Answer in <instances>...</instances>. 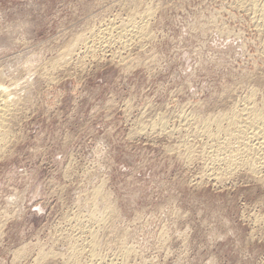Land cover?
Segmentation results:
<instances>
[{"label": "rangeland", "instance_id": "1", "mask_svg": "<svg viewBox=\"0 0 264 264\" xmlns=\"http://www.w3.org/2000/svg\"><path fill=\"white\" fill-rule=\"evenodd\" d=\"M252 3L264 7L0 0V85L19 99L0 149V264H264V149L252 171L224 152L212 165L199 124L248 99L264 115V9ZM132 10L146 37L117 34Z\"/></svg>", "mask_w": 264, "mask_h": 264}, {"label": "bare ground", "instance_id": "2", "mask_svg": "<svg viewBox=\"0 0 264 264\" xmlns=\"http://www.w3.org/2000/svg\"><path fill=\"white\" fill-rule=\"evenodd\" d=\"M257 2V1H256ZM260 4H258V3H252V5H251V8H253V9H257V10H259V9H264V7H262V5L261 6H259ZM241 6V5H240ZM142 7V6H141ZM245 7V6H244ZM136 10V9H135ZM251 11V10H250ZM262 11V10H261ZM262 12H264V11H262ZM261 12V13H262ZM145 13V12H144ZM147 13V12H146ZM143 15H145V16H147L146 14H143ZM262 15V14H261ZM140 16H141V14H140ZM142 17V16H141ZM141 17H139V14L137 13V11H134V10H132L131 12H129L128 14H127V16H126V18L124 17V19H122V21H121V23H120V25H117V34H118V32H119V34L120 35H131V36H137V37H139V36H141V38H143V37H146L148 34H149V31H148V26H147V22L145 21V19L143 20V17L141 18ZM257 17V16H256ZM262 17V16H261ZM260 17V18H261ZM141 18V19H140ZM147 18H148V16H147ZM263 20H264V18H262ZM143 20V21H142ZM146 23H145V22ZM259 22H260V20H259ZM258 22V24H260ZM262 23H264V22H262ZM261 23V24H262ZM254 24V23H253ZM115 25V24H114ZM109 26H111V25H109ZM261 26H264V24L263 25H261ZM114 28H116V27H113V28H111L113 31H114ZM110 29V28H109ZM263 29V28H262ZM106 30V29H105ZM105 30H103V31H105ZM109 31H111V30H109ZM105 32H107V31H105ZM105 32H103V33H105ZM93 33V32H92ZM91 33V34H92ZM95 33H98V35H100L99 34V32H95ZM111 33V32H110ZM91 34H90V36H91ZM102 34V33H101ZM116 34V35H117ZM104 35V34H103ZM103 35H101L102 37H103ZM105 35H107V34H105ZM115 35V36H116ZM89 35H88V37L87 36H85L86 38H89L90 37ZM101 36H99V37H101ZM109 36H110V34H109ZM114 35H112L111 37H113ZM85 37H83V38H85ZM97 37V36H96ZM118 37H119V35H118ZM122 37V36H121ZM121 37H119V38H121ZM104 38V37H103ZM102 38V39H103ZM129 38H131V37H129ZM134 38V37H133ZM132 38V39H133ZM79 39H81V40H83L82 39V37H80L79 35H78V37L75 39V40H79ZM75 40H74V43H75ZM91 41L93 40V38L92 39H90ZM96 40V39H95ZM94 40V41H95ZM129 40H131V39H129ZM85 40H83V42H84ZM87 41V40H86ZM93 41V42H94ZM78 42L79 41H77V44H78ZM82 41H80L79 43H81ZM88 42H90V41H88ZM73 43V42H72ZM71 43V44H72ZM85 43V42H84ZM77 44H76V46H77ZM89 44V43H88ZM92 44V43H91ZM90 44V45H91ZM85 45H87V43L86 44H84V46ZM109 45V44H108ZM87 47V46H86ZM92 47V46H91ZM87 48H90L89 46L87 47ZM87 48H86V50H87ZM77 48H75V50H76ZM92 49V48H91ZM65 52H62V53H64L65 55V57H64V59H67V57H70V55L71 56H73V54H71V53H73V52H75L74 51V49H73V45H69L66 49H63ZM81 50V49H80ZM85 50V49H84ZM90 50V49H89ZM91 51V50H90ZM71 52V53H70ZM88 52V51H87ZM68 54V55H67ZM60 55V54H59ZM62 56H63V54H61ZM67 55V56H66ZM62 58L63 57H60V59L62 60ZM56 61V60H55ZM60 61V60H59ZM65 61V60H64ZM63 61V62H64ZM67 61V60H66ZM62 62V61H61ZM64 64V63H63ZM3 76H1V73H0V79H2L1 80V82L3 81V78H2ZM12 80V79H11ZM1 82H0V84H1ZM7 86V85H6ZM6 86H3V85H0V146L3 144V142H5V141H8L7 139V136H9L8 135V133L6 132V128H8L7 127V125H9V124H7L8 123V120H9V118H11L12 119V117H11V115H12V112L13 113H16L15 111H13V107L15 106V105H17V103H19L18 102V96H17V92L18 91H16V90H13L12 89V91L10 92V91H8V89L9 88H7ZM17 86H19V85H13V86H11V87H14V88H16ZM10 90V89H9ZM18 90V89H17ZM28 91V90H27ZM19 93H20V91H19ZM18 95H20V94H18ZM248 99V98H247ZM250 99H252V97L250 98ZM245 101H246V99H245ZM244 101V102H245ZM247 103H246V105H244V104H242V105H244V107L243 108H241V109H237L236 108V110H234L233 109V112L232 113H230L229 115H226V116H221V117H219V118H214V119H211V118H207V119H204V120H202V121H200L199 122V124H201V122H203L202 124H204L203 125V130H201V128H200V130L205 134V135H207L208 137H210L211 139H209V140H211V141H213V139H214V141H215V143L214 142H212L211 143V147H212V149H211V151H207V150H205L204 149V151L202 152L203 153V156H205V160L207 161V162H210L212 165H216L217 163H215V162H217L218 160H220L222 157L220 156L223 152H224V155H226V161H228V162H230V163H232L233 161H238V162H243L242 160H243V157H247V159H245L244 160V162H246L245 164L248 166V164L250 165L249 167H251V170L250 171H252L254 168H255V166L254 165H256V162H258L257 161V155H258V149H256V148H262V149H264V115L262 114V112L259 110V109H257V107H255L254 105L255 104H253V100H252V102L251 101H249V99L246 101ZM18 106V105H17ZM234 106V105H233ZM240 106V105H239ZM14 117V116H13ZM202 118V117H201ZM10 121V120H9ZM14 121V120H13ZM198 121V120H197ZM159 123V122H158ZM163 123V122H162ZM193 124V123H192ZM212 125H214L215 126V128H213L212 127ZM154 126V125H153ZM197 126V125H196ZM11 127V126H10ZM146 127V126H145ZM200 127H202V126H200ZM155 128V127H154ZM197 128V127H196ZM161 129V128H160ZM196 130H198V129H196ZM177 133V132H176ZM197 133V132H196ZM201 133V132H200ZM203 133H201V134H203ZM222 134H224V136L222 137L221 135ZM204 137V136H203ZM7 138V139H6ZM213 138V139H212ZM210 142V141H209ZM7 143V142H6ZM4 145H6L5 143H4ZM192 146H193V144H192ZM2 147V146H1ZM180 147V146H179ZM4 147H2V148H0V149H3ZM195 149V148H194ZM202 149V148H201ZM262 151V150H261ZM245 152H247L246 154H245ZM264 152V151H263ZM251 153V154H250ZM260 153V152H259ZM195 154V153H194ZM242 154H243V156H242ZM264 154V153H263ZM191 155V154H190ZM192 156V155H191ZM194 156V155H193ZM185 157V156H184ZM221 157V158H220ZM189 158H191V157H189ZM261 158H263V157H261ZM204 159V158H203ZM225 159V158H224ZM249 159V160H248ZM205 161V162H206ZM224 161V160H223ZM223 161H221V162H223ZM220 161H219V163H221ZM227 162V163H228ZM264 162V161H263ZM226 163V162H225ZM191 164H192V162H191ZM222 164V163H221ZM237 164V163H236ZM260 163H258V165H259ZM189 165V164H188ZM257 165V166H258ZM261 166V165H260ZM263 166H264V163H263ZM214 167V166H213ZM213 167H211L212 169H213ZM219 167H220V164H219ZM242 167V166H241ZM243 167H245V166H243ZM208 168V167H207ZM217 167H215L214 169H216ZM211 169V170H212ZM220 169V168H219ZM219 169H216V171H217V173H219L218 171H219ZM222 169V168H221ZM256 169V168H255ZM224 170V169H223ZM257 172H258V170H256ZM213 172V171H212ZM212 172H210V173H212ZM256 172V173H257ZM254 174H256L255 172H253ZM258 173H260V172H258ZM257 173V174H258ZM219 174H221V173H219ZM211 175V174H210ZM212 175H214L213 177H215V173L213 172V174ZM211 175V176H212ZM218 174H216V176H217ZM219 176V175H218ZM197 177H199V176H197ZM216 178V177H215ZM94 191V190H93ZM101 194V189H96V191H95V193H94V196L92 197V199H93V206H94V209H92V210H94V211H98V212H101V213H103V212H105L104 211V209L105 208H100L99 207V204H98V197H99V195ZM105 195V194H104ZM101 196V195H100ZM91 198V197H90ZM104 199V198H103ZM106 199V198H105ZM92 204V203H91ZM105 205V204H104ZM106 209H107V207H106ZM102 210H103V212H102ZM90 212V211H89ZM91 214H94V213H91ZM91 214H90V219H92V220H94V218H91ZM100 214V213H99ZM106 214H108L109 216H110V213H106ZM96 215H98L97 213H96ZM93 216H95V215H93ZM99 217V216H98ZM106 217V216H105ZM105 217H103V218H105ZM109 218V217H108ZM73 219V218H72ZM83 219V218H82ZM97 219V218H96ZM99 219V218H98ZM97 219V220H98ZM102 219V218H101ZM107 219V218H106ZM64 222V221H63ZM72 222V221H71ZM107 223H109L108 221H107ZM80 224V223H79ZM100 224V223H99ZM81 225V224H80ZM79 229H81V228H79ZM88 229V228H87ZM94 229V228H93ZM73 230V229H72ZM85 230V229H84ZM104 230V229H103ZM80 232V231H79ZM91 232V244L90 245H92L91 247H92V249L90 250L91 252H90V255L92 256V258H95L94 256H96L94 253L96 252H94V249H96V248H98V247H96V242H98V241H96V236H97V233L95 232V231H90ZM98 233H99V231H98ZM62 236V235H61ZM52 240V239H51ZM67 240V239H66ZM97 240H98V238H97ZM76 241V240H75ZM89 243V242H88ZM108 243V242H107ZM65 244V243H64ZM70 244H72V243H70ZM98 244V243H97ZM75 245V244H74ZM131 245V244H130ZM123 246V245H122ZM87 247V246H86ZM96 247V248H95ZM69 248V247H68ZM68 248H66V249H68ZM77 248H78V246H73V249L74 250H72V252H73V254H75V253H77V251H79L80 252V249L79 250H77ZM100 248V247H99ZM120 249H122V248H120ZM86 250V249H85ZM123 250H124V253H125V255H129V253H130V249H128V247H124L123 248ZM68 251V250H67ZM120 251V250H119ZM71 252V253H72ZM83 252V251H82ZM54 253V252H53ZM100 253V252H99ZM78 254V253H77ZM124 255V254H123ZM131 255V254H130ZM129 255V256H130ZM136 255V254H135ZM72 256V255H71ZM74 257H75V255H73ZM76 257H77V255H76ZM125 257V256H124ZM131 257V256H130ZM55 258V257H54ZM127 258H129V257H127ZM64 261V260H63ZM91 261H93L92 259H91ZM67 262V261H66ZM93 262H95V261H93ZM73 263H76V261L75 262H73ZM77 264V263H76ZM94 264V263H93ZM134 264V263H133Z\"/></svg>", "mask_w": 264, "mask_h": 264}]
</instances>
